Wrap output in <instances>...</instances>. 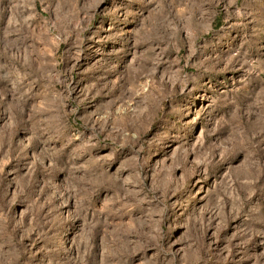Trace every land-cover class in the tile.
I'll return each instance as SVG.
<instances>
[{
    "label": "rangeland",
    "instance_id": "374dc122",
    "mask_svg": "<svg viewBox=\"0 0 264 264\" xmlns=\"http://www.w3.org/2000/svg\"><path fill=\"white\" fill-rule=\"evenodd\" d=\"M0 264H264V0H0Z\"/></svg>",
    "mask_w": 264,
    "mask_h": 264
}]
</instances>
